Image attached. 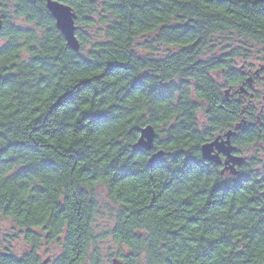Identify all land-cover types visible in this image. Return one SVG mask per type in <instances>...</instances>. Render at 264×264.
Segmentation results:
<instances>
[{
	"label": "trees",
	"instance_id": "obj_1",
	"mask_svg": "<svg viewBox=\"0 0 264 264\" xmlns=\"http://www.w3.org/2000/svg\"><path fill=\"white\" fill-rule=\"evenodd\" d=\"M59 1L78 52L46 0H0V216L43 228L29 240L57 245L49 264H103L104 237L125 251L117 264H264V116L219 79L239 80L246 46L264 54V0ZM216 37L224 53L206 58ZM239 123L235 149L263 154L232 174L200 149ZM147 125L151 151L137 146ZM98 186L112 206L101 236ZM41 262L0 250V264Z\"/></svg>",
	"mask_w": 264,
	"mask_h": 264
},
{
	"label": "flooded vegetation",
	"instance_id": "obj_2",
	"mask_svg": "<svg viewBox=\"0 0 264 264\" xmlns=\"http://www.w3.org/2000/svg\"><path fill=\"white\" fill-rule=\"evenodd\" d=\"M1 19V17H0ZM2 24V19H1ZM254 47L248 48L245 51L238 53L239 57L238 60L241 61V63L238 65V70L240 71V78L238 81L233 82L232 79L228 76H220V83L223 86V92L224 97L226 100H233L237 101L239 103H242L243 106L242 113L251 107V110L256 114V119H259V116H264V64H259L258 59L252 58L253 56ZM264 55V54H263ZM260 59V58H259ZM264 60V57H263ZM258 64V66H257ZM243 124L246 123V121H241ZM241 125V123H239ZM237 126V124H236ZM236 126L233 127V129L229 131H235L240 128H236ZM228 132V131H227ZM226 132V133H227ZM224 133V134H226ZM224 134H222L223 138ZM234 135V134H233ZM232 135V136H233ZM219 136V135H218ZM231 136V137H232ZM231 137H230V143H231ZM232 145V143H231ZM233 146V145H232ZM244 151H238L235 149L232 154L234 156H242L244 157ZM221 157V164H219L221 167L225 168L224 160L225 157L223 155H220ZM245 157H248V155H245ZM12 231H16L15 237L16 239H21V241L24 242V244L28 245V247H25L23 250H8L10 253H12L17 259H21L23 255H29V253L33 252L37 257L40 258L42 261L41 264H49L51 260L55 257V255H52L51 257L48 256L46 259H42V256L40 254V250L42 246H48L51 245L46 242L45 238H40V241L38 245L34 249V244L29 238L34 235L38 234L39 237H44V230L41 227L37 228H31V229H25V228H18L14 225L11 227Z\"/></svg>",
	"mask_w": 264,
	"mask_h": 264
},
{
	"label": "water",
	"instance_id": "obj_3",
	"mask_svg": "<svg viewBox=\"0 0 264 264\" xmlns=\"http://www.w3.org/2000/svg\"><path fill=\"white\" fill-rule=\"evenodd\" d=\"M46 8L49 11L51 17L55 21L57 30L63 36L67 46L74 52H78L80 48L79 41L75 35L76 32V14L72 8L59 0H46ZM1 28V19H0ZM240 124H237L238 128ZM234 134V131H228L222 135L215 137L212 141L207 142L201 146L202 158L208 162L215 164H221L222 160L220 155L225 157L224 170H230L233 174L236 172V167L244 164L246 158L242 156H234L232 152L235 147L230 143V137ZM155 130L151 125L144 126L140 129V135L137 141V146L145 151H151L154 147ZM163 155L162 151L155 152L148 160V164L151 167L157 162V160ZM113 262H116L115 260Z\"/></svg>",
	"mask_w": 264,
	"mask_h": 264
},
{
	"label": "rangeland",
	"instance_id": "obj_4",
	"mask_svg": "<svg viewBox=\"0 0 264 264\" xmlns=\"http://www.w3.org/2000/svg\"><path fill=\"white\" fill-rule=\"evenodd\" d=\"M145 40L148 41L149 39H141L138 43L143 44L145 43ZM222 40H224L222 37H216L214 39V41L212 42L214 46H212V48L208 51L207 55L205 56L206 58L213 57V56H219L224 53L223 47H222V44H223ZM238 42L239 41H236V43ZM226 44L228 43H225V45ZM248 44L249 43H246L245 45H248ZM152 46H153V50H155V53L157 55H163L168 50L166 47H163L161 45L152 44ZM245 49L247 50L248 46H246ZM145 53L147 52L145 51ZM251 53H253V56L251 55V60L252 58L258 59L259 64H264V60H263L264 55L262 51L260 50V46L255 45L254 51ZM240 63L241 61L238 62V65ZM262 154H263V150L258 149L256 147H252L246 153H244V157L245 155L252 156V157L254 156L261 157ZM97 197L100 202V213L96 217L95 233L101 236L104 232L107 231L109 226L112 224V220L110 218L111 216L109 213V208L112 206L106 198L105 189L101 186L97 187ZM12 226H13L12 221L8 219H4L3 217L0 216V250H12V249L15 250L16 249L18 251H21L25 247H28V245L24 244V242L21 241V239H16L15 237L16 231H12L11 229ZM97 248H98L100 260L103 264H117V262H110L109 257L113 254H117L122 248H120L117 244L112 242V240L109 237L100 238L99 241H97ZM58 249L59 248L57 247L55 243L48 245V246L43 245L40 250L42 259H46V257L48 256L51 257L52 255L57 254ZM122 252L125 253L124 250Z\"/></svg>",
	"mask_w": 264,
	"mask_h": 264
}]
</instances>
